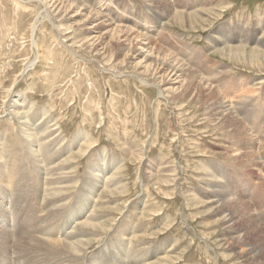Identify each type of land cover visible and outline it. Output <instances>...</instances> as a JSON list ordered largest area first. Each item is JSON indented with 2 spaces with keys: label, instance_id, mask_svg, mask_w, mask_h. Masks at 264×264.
I'll return each mask as SVG.
<instances>
[{
  "label": "rangeland",
  "instance_id": "rangeland-1",
  "mask_svg": "<svg viewBox=\"0 0 264 264\" xmlns=\"http://www.w3.org/2000/svg\"><path fill=\"white\" fill-rule=\"evenodd\" d=\"M72 1L0 0V138L19 136L21 119L11 111L13 99L24 96L31 120L35 113L45 112L47 121L60 127L61 149L73 148L78 165L70 183L82 179L90 171L86 167L103 152L106 158L112 155L114 161H121L115 183L122 187L100 194L104 223L96 227L99 243L109 227L122 229L130 219L132 227L141 228V241L160 242L165 250L174 245L178 259L170 264H264V170L250 162V143H232L238 136L235 126L226 121L229 117L217 114L216 99L210 104L203 97L207 90L197 91L198 97L189 89L183 104L175 93L167 101L158 88L141 81L147 72L136 68L121 51L126 41L113 37L108 47L111 56L105 62L88 35L92 25L88 21L104 15L113 23L110 27L128 24L132 37L145 35L143 42L159 49L160 58L175 56L206 78L208 71L221 69L212 84L221 85L218 93L236 103L234 114L250 128L242 138L257 139L253 151L259 157L264 155V56L259 63H249L229 50L239 46L264 53V44H256L259 39L264 43V0H77L75 23L54 15L50 20L51 2ZM189 44L202 50L187 57L184 47ZM33 61L34 66L25 71ZM247 90L253 93L238 98ZM237 119L236 125H242ZM81 131L87 134L80 143L82 151L74 144ZM5 156L0 158L1 165L10 169L0 175L5 196L0 207L16 216L10 214L9 222L3 224L13 235L20 225L38 223L44 202L36 190L38 177L27 159L26 164L22 162L25 156L20 158L19 175L13 158ZM66 164L62 161L54 168ZM18 182L24 184V192L16 193L11 202ZM78 188L64 192L69 205H74ZM143 207V217L136 216ZM249 215H254L261 229L249 227ZM17 216L30 219L20 222Z\"/></svg>",
  "mask_w": 264,
  "mask_h": 264
},
{
  "label": "bare ground",
  "instance_id": "bare-ground-1",
  "mask_svg": "<svg viewBox=\"0 0 264 264\" xmlns=\"http://www.w3.org/2000/svg\"><path fill=\"white\" fill-rule=\"evenodd\" d=\"M76 1L77 0H73L72 2L68 3L51 2L52 5L50 8L52 9H47L50 13H48L50 20H53L54 16H62L63 18L70 19L71 21L77 20L76 18L79 15L80 6L75 3ZM94 16L95 17H93V19H90L88 21L90 24H92L88 26V35L91 36L90 39H92V41L95 43L93 44V47L98 48L97 51L99 53L98 57L100 58V60L106 62V60L111 56L108 49L110 41L113 39V37L118 36L121 41H126L125 43L122 42L121 51L125 52L126 57L129 60H132L133 64L135 62L136 68H142L144 72H147V76L142 77V79L140 78L142 82H144L146 85H151L158 88L159 95L163 96L167 101H170L171 94L175 93V98L180 100L179 102H182V104L186 101L188 94L187 91L189 89H191L194 95L198 97L199 95H197V91L199 92L200 90H207L208 94L204 95L203 97H207L208 103L210 104L213 103L214 99H216L213 103V106L217 111V114H220L221 116L225 115V118L229 117L226 119V121L229 123L232 122V124L235 126L233 129L238 134V136L236 137L235 141H232L231 139L230 141H232V143L234 144H237L238 142L243 140H245L246 142L248 141L251 148L254 150L255 145H257L255 144L257 143V139L255 138L251 140V136L245 137L244 139L242 138L243 135H245L244 133L247 132V130H250V128L239 118V116L234 114V112H236V110L234 109V105H236V103L231 102L228 98L218 93V90L216 88H221V85L212 84V82L215 81L214 77H218L220 76V74H222L221 69H216L213 72L212 70L211 72L208 71V78H206L205 76H201L197 70H193L192 68H190V66L186 65L187 63L184 64L183 61L177 59L175 56H170L169 58L162 56V58H160L159 55H157V51L159 49H155L151 42L147 40L143 42V37L145 35L139 34L132 37V30L127 27L128 24L127 26L126 24H123L124 26L110 27L113 23L109 18H105L104 15L100 14ZM87 20L88 19H85L84 21ZM204 20H206V18H204ZM73 23L75 22L73 21ZM92 27H94V29H92ZM110 29L111 33L108 34L110 32ZM242 39L246 40L245 38ZM256 44L263 45L264 43L259 39L257 40ZM235 48V50L229 51L234 54V57L238 58L241 61L255 63V61H258L264 56L263 52L258 53L255 50L246 51L244 48H239V46ZM197 50L202 49L199 47L195 48L193 45L190 46V44L189 46L184 47V51L187 57H190L189 53L196 54ZM201 57L204 58V56L202 55ZM197 61L200 62V59L197 58ZM34 64V61L29 63L24 70L26 71L29 67L34 66ZM197 79H200V81ZM251 82H253V80H250V83ZM250 83L248 82V85H250ZM251 93H253V90L243 91V95L238 98L247 97ZM245 101L247 102L246 99ZM28 106L30 105L27 102V98H25L24 96H21L19 98L17 96L13 99L12 107L14 109L11 111V114L17 115V117L21 119L20 122L22 123V125L20 123L21 127L19 126V136L16 135V139L7 140L6 138L3 140L0 138V158L5 155L11 156L15 163L14 170L17 172V175H19L21 164L20 158L22 157V154L25 156L24 160L22 161L23 164H26L27 159L28 163L34 170L35 175L38 177L39 186L37 187V189H35L38 191L37 193L40 194V198L43 199L44 209L40 211L41 215L36 218L38 222L37 224H35L34 226L30 225V227L28 226L29 224H25L23 226L20 225L16 229V234L11 235L10 228L5 227L3 224L9 222L10 214H14V212L11 213L10 211H6L4 208L5 206L0 207V264H170L171 261L172 263L175 262L178 258H174L176 256V250H174V245L171 246L172 243L165 246L169 248L168 250H165L163 249L164 245L162 246L160 242H158L157 244L152 243L151 245V243L141 241V238H139V233H141L142 230L141 228H138L136 224H134L132 227L130 219L122 229L114 230L109 227V231L103 233L105 237L101 240L100 243L98 242L101 236L96 233V227H101L100 225L104 223V220L100 218L101 215L99 213L101 207L100 194L103 192V190L119 187L120 184L119 182L118 184L115 183V178L121 166V161H114L112 155H108L106 158V152H103V154L101 153V155H98L99 158L91 163V165L89 164L86 167L87 169L90 168V171L83 174L82 179H75L77 175H74L75 180L73 179L74 181L72 183H75V185H72L69 180L72 177L73 171H75V168L78 165V162L75 161V156L71 154L73 148L67 147L69 150L67 152H64V149H61L63 136L61 135L60 127L59 125H57V122L50 123L51 120L47 121L45 112L41 111L39 113H35L31 120V107L27 108ZM231 114H234L232 119L230 118ZM236 117L241 120L240 123L242 125H236L234 121L235 119H237ZM219 119L220 118H218V120ZM86 138L87 134L85 132L81 131L77 133L74 143L79 144V148L77 150L82 151V145L80 143L82 142L83 144ZM263 144L261 143V146ZM253 150L249 151V153L253 157L250 158V162L252 161L253 164L264 170V155L262 154L257 157L256 153L258 151ZM4 153L6 154L4 155ZM253 154L255 155V157ZM111 160L115 162L114 165L111 163ZM62 161H66L67 164L64 167L55 169V164H60ZM8 168L9 166L6 165V168L3 169L0 161V175L3 172H8V170L10 169ZM21 185L24 186V184H20L18 182L16 186L19 190L15 191L14 188L12 189L14 191V194L11 193L13 197L11 199V202H14L16 193L24 192V190H21ZM78 185L79 188L77 189V193H75L76 197L74 205H69L67 203L69 200L67 197L68 194L66 196H63V194L70 188L75 189L76 187H78ZM218 186L219 185H216L214 187L218 188ZM120 187L118 189H120ZM29 189L31 190V188ZM231 195L233 196V194H230V196ZM232 196L230 198L231 200L233 199ZM1 197L5 196H3L2 192L0 191V199ZM8 199L9 197H7V200ZM212 201L217 203V199L215 198ZM223 202L225 203V200H223ZM210 205L212 206V203L209 204V206ZM249 206H251V203L249 204ZM40 208H43V206ZM66 208L67 210L64 213L65 215H63V210ZM245 208L247 209V207ZM236 209L239 210L238 207ZM16 211L17 210H15V212ZM143 213L144 207L142 210L139 209L138 213L135 215L139 216ZM60 215L61 218L57 219ZM253 216H248V221L251 222L249 227L255 230L256 228L261 229L262 227L257 221L253 219ZM17 219L22 220L20 222H25L24 220H29L30 218L28 219L27 217L17 216ZM131 219L133 220V218Z\"/></svg>",
  "mask_w": 264,
  "mask_h": 264
}]
</instances>
